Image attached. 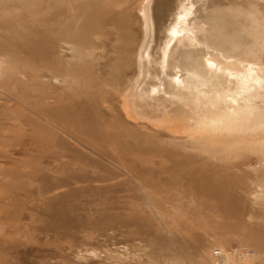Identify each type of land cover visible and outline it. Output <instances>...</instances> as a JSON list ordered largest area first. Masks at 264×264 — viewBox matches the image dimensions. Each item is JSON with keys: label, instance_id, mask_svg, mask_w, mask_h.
Masks as SVG:
<instances>
[{"label": "rangeland", "instance_id": "1", "mask_svg": "<svg viewBox=\"0 0 264 264\" xmlns=\"http://www.w3.org/2000/svg\"><path fill=\"white\" fill-rule=\"evenodd\" d=\"M142 1L0 0V264H264V123L214 143L122 109Z\"/></svg>", "mask_w": 264, "mask_h": 264}, {"label": "bare ground", "instance_id": "2", "mask_svg": "<svg viewBox=\"0 0 264 264\" xmlns=\"http://www.w3.org/2000/svg\"><path fill=\"white\" fill-rule=\"evenodd\" d=\"M201 1L206 0L179 2L183 11L170 26L165 17L172 0L142 1L139 73L121 106L129 118L216 143L223 135L238 138L244 128L264 123V111L254 104L264 98V66L256 59L264 49V36L257 32L259 22L264 23V3L207 0L203 9L196 4ZM226 16L244 17L249 25L225 30ZM239 34L252 40L225 48L224 39Z\"/></svg>", "mask_w": 264, "mask_h": 264}, {"label": "built area", "instance_id": "3", "mask_svg": "<svg viewBox=\"0 0 264 264\" xmlns=\"http://www.w3.org/2000/svg\"><path fill=\"white\" fill-rule=\"evenodd\" d=\"M221 250L220 249H215V250H213V255L215 256V257H221Z\"/></svg>", "mask_w": 264, "mask_h": 264}]
</instances>
